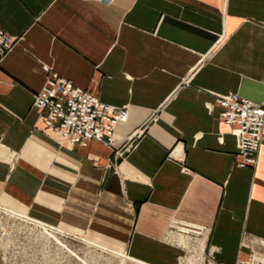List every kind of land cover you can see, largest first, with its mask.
I'll use <instances>...</instances> for the list:
<instances>
[{
  "label": "crops",
  "instance_id": "1",
  "mask_svg": "<svg viewBox=\"0 0 264 264\" xmlns=\"http://www.w3.org/2000/svg\"><path fill=\"white\" fill-rule=\"evenodd\" d=\"M0 27V207L143 264H193L184 229L264 264V131L240 167L215 104L264 105V0H0ZM47 71L127 111L112 145L43 129Z\"/></svg>",
  "mask_w": 264,
  "mask_h": 264
},
{
  "label": "built area",
  "instance_id": "2",
  "mask_svg": "<svg viewBox=\"0 0 264 264\" xmlns=\"http://www.w3.org/2000/svg\"><path fill=\"white\" fill-rule=\"evenodd\" d=\"M13 43L14 39L0 27V61ZM47 72L45 85L34 95L32 102L40 114L43 129L70 145L86 147L91 141L112 145V133L127 119V111L105 104L91 91ZM215 104L220 109V121L230 128V134L237 141L239 166H253L264 131V105L236 94L218 97ZM180 233L193 244L190 247L193 264H213L207 260L212 252L208 258L204 256V232L184 229Z\"/></svg>",
  "mask_w": 264,
  "mask_h": 264
},
{
  "label": "rangeland",
  "instance_id": "3",
  "mask_svg": "<svg viewBox=\"0 0 264 264\" xmlns=\"http://www.w3.org/2000/svg\"><path fill=\"white\" fill-rule=\"evenodd\" d=\"M26 221L0 207L1 264H143L86 237L64 231L56 235Z\"/></svg>",
  "mask_w": 264,
  "mask_h": 264
},
{
  "label": "bare ground",
  "instance_id": "4",
  "mask_svg": "<svg viewBox=\"0 0 264 264\" xmlns=\"http://www.w3.org/2000/svg\"><path fill=\"white\" fill-rule=\"evenodd\" d=\"M10 212V211H9ZM11 213H13V212H11ZM13 214H16V213H13ZM16 215H19V216H21V217H24L27 221H26V223H29L30 225H33V226H35L36 228H40L41 230H46V231H48L49 233H54V234H56V235H60L62 232H61V230H59V229H54V228H48L45 224H43V223H40V222H38V221H35V220H33V219H30V218H28V217H25V216H23V215H20V214H16ZM59 232H61V233H59ZM124 255H125V253H124ZM125 256H127V255H125ZM94 258V257H93Z\"/></svg>",
  "mask_w": 264,
  "mask_h": 264
}]
</instances>
